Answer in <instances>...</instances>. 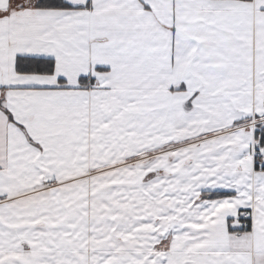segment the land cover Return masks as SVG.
I'll list each match as a JSON object with an SVG mask.
<instances>
[{
	"label": "snow or ice",
	"instance_id": "6c2138e0",
	"mask_svg": "<svg viewBox=\"0 0 264 264\" xmlns=\"http://www.w3.org/2000/svg\"><path fill=\"white\" fill-rule=\"evenodd\" d=\"M0 264H264V0H0Z\"/></svg>",
	"mask_w": 264,
	"mask_h": 264
}]
</instances>
